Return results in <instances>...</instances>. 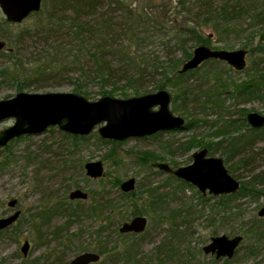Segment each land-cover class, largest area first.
<instances>
[{
  "label": "rangeland",
  "instance_id": "rangeland-1",
  "mask_svg": "<svg viewBox=\"0 0 264 264\" xmlns=\"http://www.w3.org/2000/svg\"><path fill=\"white\" fill-rule=\"evenodd\" d=\"M201 1L100 0L96 12L78 16L72 7L78 1L42 0L40 11L20 23L9 22L0 9V41L5 44L0 50V72L7 71L6 78L0 75V100L19 93H76L98 101L105 96L128 99L165 90L172 96V112L186 121L182 130L122 142L100 138L98 129L105 124L96 126L88 137L54 127L10 142L0 150V219L17 211L20 217L0 233V264H69L86 252L100 255L96 264H264V241L252 254L255 241L245 235L249 226L243 228L264 219L259 216L264 208V132L251 135L246 119L251 113L264 116V92L239 96L217 86L219 75L225 82L240 84L258 78H251L252 71L264 73V54L259 49L264 47V1L254 0L255 10L235 19L234 32H215L198 20L199 28L194 30L198 37L193 39L189 31L198 15L205 13L197 9ZM215 3L212 9L216 15L218 8L228 3L244 8L242 0ZM109 19L112 23L105 24ZM243 30L247 32L239 35ZM201 46L247 51V66L241 72L212 60L193 71L190 83L200 89L199 95L209 94L213 103L220 105L209 104L204 111L189 99L184 108L175 99L181 92L175 86L180 82L178 72ZM95 53L107 56L110 67L128 78L141 72L144 76L137 87L128 86L126 79L118 81V77L103 84L96 79ZM216 92L221 93L219 101L214 100ZM204 101L205 97L200 104ZM14 122H2L0 132ZM231 122L230 133L222 135L220 128ZM240 134L254 137L255 145L228 163L226 144H216ZM75 137L86 140L75 141ZM204 149L208 157L222 158L241 183L230 202L203 196L195 186L151 166L158 162L174 169L186 167L193 163V155ZM148 153L156 161L147 163L144 158ZM248 156L243 164L242 158ZM91 162H102L103 177L87 175L85 166ZM130 179L136 182L135 190L125 193L121 186ZM248 182L255 187L248 186L247 193H240ZM77 190L86 193L87 199L71 200L70 194ZM151 191L164 196L161 213L151 212L147 205ZM14 200L16 206L9 207ZM136 209L141 215H134ZM231 212L241 217L230 219ZM137 216L148 219L145 232L121 236L123 224ZM222 235L244 238L231 260H217L204 252L212 238ZM25 241L30 243L26 257L22 253ZM103 241L108 246L101 253ZM126 250H132L130 259Z\"/></svg>",
  "mask_w": 264,
  "mask_h": 264
},
{
  "label": "water",
  "instance_id": "water-1",
  "mask_svg": "<svg viewBox=\"0 0 264 264\" xmlns=\"http://www.w3.org/2000/svg\"><path fill=\"white\" fill-rule=\"evenodd\" d=\"M42 0H0V9L11 23H20L31 14L39 12ZM5 44L0 41V50ZM247 51L211 50L198 47L192 59L187 61L181 74L194 71L208 60H218L241 72L246 66ZM172 96L162 90L154 94L128 99L105 96L98 101H90L76 93L29 94L19 93L16 96L0 100V124L13 119L14 125L0 132V150L21 138L45 133L49 128L57 127L60 131L73 135L88 137L96 126L105 124L98 129L102 140L122 142L130 139H143L160 132L182 130L186 126L183 117L176 116L171 110ZM247 123L254 130L264 128V116L251 113ZM153 168L170 174L179 180L195 186L203 196L222 197L237 194L241 189L240 181L236 180L227 169L222 158L208 157V150H201L193 155V163L186 167L172 168L165 163H153ZM87 175L99 179L104 175L102 162L86 164ZM135 180L124 182L121 190L131 193L135 190ZM88 195L82 191L70 194L71 200H86ZM17 201L8 205L14 208ZM264 218V208L259 212ZM20 217L17 211L12 216L0 219V231L11 227ZM148 226V219L143 216L133 218L120 228L121 234H142ZM244 238L226 235L214 237L204 248L206 254L215 255L216 259L231 260L236 255ZM30 243L25 241L22 253L26 257ZM100 255L93 252L83 253L69 264H96Z\"/></svg>",
  "mask_w": 264,
  "mask_h": 264
},
{
  "label": "trees",
  "instance_id": "trees-1",
  "mask_svg": "<svg viewBox=\"0 0 264 264\" xmlns=\"http://www.w3.org/2000/svg\"><path fill=\"white\" fill-rule=\"evenodd\" d=\"M74 1H78L79 4H76L75 6H73L74 4H72V7H74V11L76 12V14L78 16H82V14H92L94 12H96V10L99 8V3L100 0H72V2ZM256 1H264V0H256ZM195 2H200V0H195ZM253 2H255L254 0L249 2L248 0H242V3L244 5V8H239L236 6H230L229 3L223 5L222 7L218 8V12L219 14L216 15V10L214 11V9H212L216 3L215 0H202L201 1V5L197 7V9L201 10L204 9L205 13H203L204 15H198V17H202V19H197L194 22V28L191 29L189 32L191 34H194L193 39H196L198 37V30L197 33L194 32V30H196L197 28H199V22L198 20L201 21L202 26H206V27H211L215 32H220L221 30L223 31H235V24L234 21L235 19H237L238 17L241 16L242 13L244 14H248L253 12L254 6L252 5ZM246 6V7H245ZM239 8V9H238ZM216 15V16H215ZM262 16H264V3H263V10H262ZM84 16V15H83ZM257 16L259 17L260 15L257 14ZM110 23H112L111 19L107 20L105 22V24L109 25ZM196 26V27H195ZM247 32V30H243L242 32H240L239 35H244ZM209 37V36H208ZM200 39V38H199ZM264 40V37H263ZM186 40H183L182 42V46L185 44ZM202 43V42H201ZM262 53L264 54V47L261 46L259 48ZM102 55V54H100ZM191 54L187 55V59L190 57ZM95 59V74H96V79H98L100 82H102L103 84H109L111 83V81H113V79H119L123 80L126 79V84L130 87L136 86L137 83H139L141 81V79L144 76V73L141 72L138 77L135 76H131V77H127V75H124V73L122 74L121 71H115L110 67V63L107 60V56H102V57H98V53H95V56H93ZM212 61H216L219 62L218 60H212ZM7 73V71H3L0 72V75L3 77L5 76V74ZM85 73V72H84ZM88 74V73H87ZM164 74V72H163ZM193 71H190L188 73L185 74H181L180 72H178V75L176 77V79H179L180 82H178V86L181 89L180 92V98L177 96L175 99H178V101H180L182 103V107H186L188 106V104L186 103V100L189 99V103H195L198 105V107H200V109L202 111L205 110L206 107L213 105L216 107H220V105H217L218 103H213V99L210 98L209 94H206L205 97L206 101H204L203 103L205 104H200L203 99L202 96L199 95L198 91L200 89L196 88V86H194L193 84L190 83V77L193 75ZM252 76L251 78L254 77H258V78H254L251 79L248 83H240V84H232L230 83V81H226L222 79L221 75L217 76V86L218 89H224L227 92L226 93H235L239 96H243V95H247V94H255L257 92H264V73H261L260 71H252ZM189 76V77H188ZM6 78V77H3ZM171 82V81H170ZM169 82V83H170ZM137 87V86H136ZM22 90V89H20ZM19 90V91H20ZM216 90V88H215ZM81 92V91H80ZM208 93H211V90H209ZM221 96L220 92H216V95L214 96V100L216 99L217 101H219V97ZM177 104V102H175ZM210 104V105H209ZM234 124V122L229 123L228 125H226L225 127H222L220 129H222L221 134L225 135L230 133V129L232 127V125ZM250 132L251 135H256L258 133H262L264 132V128L261 130H254L252 128H249L248 130ZM75 139V141H79L80 137H75L73 138ZM82 140H86L82 139ZM255 141L256 139L254 137L248 136L246 134H240L238 137H232L228 140H222L220 142H218L216 145L217 146H222L224 143L226 144V156H227V162L230 163L231 162V158H233V156H240L241 152L246 149V147L248 146H254L255 145ZM208 148H210L212 151L215 150L213 149V146H209ZM1 153V151H0ZM147 155V154H146ZM156 158L153 156V154L148 153V155L146 156V158H144V160L148 163L149 161H156ZM249 159L248 157H243L242 161L243 164L246 163V161ZM244 186L247 188H245V190L241 191L240 193H247L248 191V186H253L255 187V184L253 182H248L245 183ZM127 196V195H126ZM148 197L150 198V200L148 201V206L150 207V211L154 212L156 214L161 213L162 211H164V196H160L159 194H157L155 191H151V193H148ZM235 198V195H229V196H223L220 198V201H226V202H230L231 199ZM108 205L111 207L113 206V202H107ZM100 207V213H102V211L104 210V206L101 204L99 205ZM238 210V209H237ZM141 210H134V215H141L140 213ZM226 213V212H225ZM227 214V213H226ZM230 219L232 218H236L237 220L241 217L239 213L237 214H232V212L230 214H228ZM231 215V216H230ZM99 216V215H98ZM264 219H257V221H252L251 224H244L243 228H245L246 226L248 227L247 230L245 231V235H247V238L250 240H254L255 244L254 246L251 248V253L255 254L258 251V245H260L263 241H264V223H263ZM4 231H0V233L5 232ZM99 233V232H98ZM101 233V232H100ZM121 236H123L122 234H120ZM133 236H135V234H131ZM107 243L103 241L100 245V247L102 246V248L99 250L101 253L103 252V249H107ZM132 250H126L125 255L130 259Z\"/></svg>",
  "mask_w": 264,
  "mask_h": 264
},
{
  "label": "flooded vegetation",
  "instance_id": "flooded-vegetation-1",
  "mask_svg": "<svg viewBox=\"0 0 264 264\" xmlns=\"http://www.w3.org/2000/svg\"><path fill=\"white\" fill-rule=\"evenodd\" d=\"M123 235V234H122ZM124 235H126V234H124Z\"/></svg>",
  "mask_w": 264,
  "mask_h": 264
}]
</instances>
